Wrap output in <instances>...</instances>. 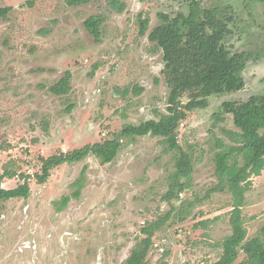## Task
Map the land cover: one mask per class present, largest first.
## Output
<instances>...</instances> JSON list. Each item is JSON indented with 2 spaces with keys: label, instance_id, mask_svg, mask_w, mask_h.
<instances>
[{
  "label": "rangeland",
  "instance_id": "374dc122",
  "mask_svg": "<svg viewBox=\"0 0 264 264\" xmlns=\"http://www.w3.org/2000/svg\"><path fill=\"white\" fill-rule=\"evenodd\" d=\"M186 1L91 0L68 7L64 0H0V11L6 10L0 15V177L3 170L32 176L40 173L39 157L102 143L112 133L120 139L111 163L93 155L65 163L51 171L44 185L32 180L26 199L0 201V264H126L143 249L144 225L168 212V222L152 238L147 264L218 261L222 242L232 234V195L227 189L204 197L218 184L216 139L228 143L221 105L264 95V51L240 74V91L213 95L207 108L185 112L174 136L190 157L192 171L171 202L163 200L175 170L166 139L121 136L129 118L146 122L168 113L162 50L148 34L162 23L159 15L175 18ZM196 2L197 18L214 8L227 23L232 35L225 48L264 43V0ZM90 17L102 20L98 41L83 25ZM142 22L147 27L140 36ZM66 73L69 93L50 94L49 87ZM134 87L143 90L138 97ZM190 96L182 94L177 106L182 108ZM69 105L74 108L67 115ZM236 160L242 167L248 155ZM249 182L241 209L246 240L260 237L264 243V168ZM17 185V178L0 180L3 190ZM77 187L79 198L73 199ZM63 198H68L66 207L58 212ZM194 200L201 203L189 210ZM245 259L238 250L235 264Z\"/></svg>",
  "mask_w": 264,
  "mask_h": 264
},
{
  "label": "trees",
  "instance_id": "16d2710c",
  "mask_svg": "<svg viewBox=\"0 0 264 264\" xmlns=\"http://www.w3.org/2000/svg\"><path fill=\"white\" fill-rule=\"evenodd\" d=\"M178 1V0H173ZM197 0H187L179 7V14L169 19L159 15L161 24L149 34L148 40L155 43L162 50L164 62L162 75L169 88V107L167 114H159L158 121L140 122L129 118L121 130L122 137H162L166 139L167 150L175 160V170L169 177L170 184L163 200L171 202L177 194L185 189L187 180L192 171L190 157L179 146L174 131L186 119L185 112L208 107L207 98L240 91L243 82L240 74L247 63L263 57L264 43L257 46L227 49L223 43L232 35L227 23L220 19L217 10L209 8L203 10L200 18L196 17ZM68 7H81L91 0H64ZM31 5V3H29ZM5 11H0L4 17ZM102 20L90 17L83 23L88 34L98 41L100 24ZM147 23L140 25L139 35L146 30ZM39 33L46 35V30ZM264 56V55H263ZM98 66L95 65L96 69ZM69 74L66 73L56 84L49 87L50 94L58 97L66 96L70 91ZM142 89L133 88V94L138 97ZM189 92V101L180 108L177 106L178 98ZM123 93V95H125ZM74 106L65 109L68 115ZM224 138L216 139L214 155L215 175L218 179L217 186L210 189L205 195L207 199L213 193H223L227 189L232 195V211L229 224L232 234L222 242V254L214 264H235L238 250H241L246 259L238 264H264V243L260 237L246 240V230L241 218V209L244 196L249 190L251 177H258L264 168V95L249 97L245 102H224L221 105ZM66 123H69L67 118ZM46 129V128H45ZM120 148V139L112 133L111 139L102 143L87 145L73 152H58L50 158L39 157L40 173L28 175L17 174L14 171L3 170L0 180L17 178V187L13 190L0 189V201L17 198L26 199L29 195V185L32 180L37 185H44L50 178L52 170L65 163H77L89 155L97 157L102 164L111 163ZM248 155V161L242 167L237 164V156ZM84 170L82 171L83 174ZM81 174V175H82ZM77 182L76 185H79ZM80 187L72 194L73 199H78ZM68 198H63L58 204V212H62ZM194 200L188 203L187 208H193ZM187 210V212H189ZM168 212L154 222L144 225L141 233L145 236L142 240L143 249L134 251L126 260V264H147L146 256L152 245V238L169 220ZM264 234V228L262 229Z\"/></svg>",
  "mask_w": 264,
  "mask_h": 264
},
{
  "label": "crops",
  "instance_id": "0c3cea01",
  "mask_svg": "<svg viewBox=\"0 0 264 264\" xmlns=\"http://www.w3.org/2000/svg\"><path fill=\"white\" fill-rule=\"evenodd\" d=\"M166 90L168 91V94H169V88L166 86ZM221 95H223V94H221ZM217 96H220V95H217ZM153 119V118H152ZM159 120V119H158ZM158 120H155V119H153V121H158ZM133 138V137H132ZM135 138H140V137H135ZM161 138V137H160ZM101 141V140H100Z\"/></svg>",
  "mask_w": 264,
  "mask_h": 264
}]
</instances>
